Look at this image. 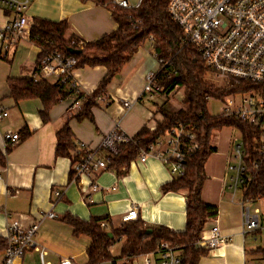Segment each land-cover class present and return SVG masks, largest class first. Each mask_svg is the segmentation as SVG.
I'll return each instance as SVG.
<instances>
[{"label":"crops","instance_id":"crops-1","mask_svg":"<svg viewBox=\"0 0 264 264\" xmlns=\"http://www.w3.org/2000/svg\"><path fill=\"white\" fill-rule=\"evenodd\" d=\"M99 1L33 0L27 16L30 23L35 18L66 21L69 25L67 38L95 42L118 29L111 9ZM109 1L116 5L127 1L130 6L137 7L141 0L138 4L137 0ZM8 20L7 11L0 6V28ZM40 52L41 49L30 40L29 33L17 41L11 38L6 43H0V105L9 113L0 121V151L5 157L4 163H0V236L5 238L8 226L15 222L26 229L40 224L35 236L39 250L28 251L24 264H42L41 252L45 253L46 264H61L65 258L88 264L87 250L92 240L86 235L76 237L74 228L60 219L66 214L83 221L108 217V229H117L124 224L123 218L131 207L137 205L138 219L146 226L184 231L188 191L164 193L162 190L165 184L174 180L170 164L155 157H149L143 164L137 158L123 175L106 170L91 177H78L72 158L56 157L57 132L65 124H69L73 131V155H76L78 145L82 143L98 149L104 136L117 125L127 136L134 137L144 127L154 131L164 120L158 110L163 106L170 110L168 98L174 91L169 95L144 92L147 76L158 73L161 68L152 41L139 47L105 89L102 96L108 97L107 103L97 99V104L91 109L92 120H79L77 112H72L70 107L75 102L82 107L84 97L98 89L107 73L103 66L74 70L72 78L79 93L73 90L69 98L54 105L48 122L42 120L43 103L40 99H14L9 81L31 78ZM47 81L55 83L53 79ZM125 101L132 102L128 110L123 107ZM25 128L30 135L23 140L22 131ZM6 134H19L21 139L13 145L4 140ZM240 140L241 134L229 127L213 130L211 134L210 145L216 151L205 166L207 180L203 199L217 207V216L207 221L205 230L217 223L222 234L231 237L232 241L220 249L208 251L198 264H261L258 260L260 256L255 253L258 248L251 238L252 234H243L240 204L243 195L242 198L239 195L242 191H238L233 199L231 188L232 173L228 166L234 163L236 144ZM7 147H11L9 153L6 152ZM100 154L104 155L103 152ZM73 172L75 176L72 178ZM93 183L100 187L96 193L91 190ZM54 191L63 194L61 200L56 199ZM48 212H55L58 219H44L42 215ZM116 246H119L118 249H115ZM122 246L123 241L111 249L115 260L123 261ZM148 259L146 255H141L131 264H147Z\"/></svg>","mask_w":264,"mask_h":264},{"label":"trees","instance_id":"trees-1","mask_svg":"<svg viewBox=\"0 0 264 264\" xmlns=\"http://www.w3.org/2000/svg\"><path fill=\"white\" fill-rule=\"evenodd\" d=\"M101 4L111 9L118 29L95 42H84L80 39L67 38L69 25L66 21L52 22L35 18L29 32L30 40L41 52L38 62L48 53L58 51L66 56H73L77 60V68L103 66L107 73L98 89L84 97V104L76 117L79 120L93 119L92 107L97 99L104 94L111 81L120 73L145 42L151 40L157 57L162 61L157 73V83L162 93L171 94L176 89H184L182 99L186 109L176 112L161 107L158 111L164 120L159 122L154 131L147 127L132 137L128 143L119 145V153L107 156L108 170L118 175L127 173L132 161L139 158L142 151L166 137L178 123L193 129L198 136L200 149L187 156L184 163L183 176H175L171 183L162 187L164 193L188 191L185 230L174 232L166 227H148L139 219L124 223L117 229H108V217H93L83 221L71 214L61 217V221L74 228V235H86L92 243L87 250L89 264H101L114 259L111 249L116 243L123 241L122 260L131 264L137 257L157 252L162 244H168L175 251L180 252L182 264H198L200 258L207 254V250L200 248L196 242L205 230L207 221L217 216V207L208 204L203 199V190L207 180L205 166L216 148L210 145L213 130L225 127L233 128L241 134L245 156L243 163L246 172L239 186L243 199L264 201V139L259 126L246 121L228 118L222 114L213 115L209 112L208 104L211 100H222L225 97L251 90L255 87L264 91V86L244 83L240 87L220 88L209 81L211 72L200 58L195 47L182 46L181 27L172 19L168 7L170 0H141L139 6L122 8L109 0H100ZM11 95L16 101L25 99H40L43 103L41 117L43 122L49 121V112L58 102L71 96V90L56 83L51 84L42 79L35 82L32 78L12 79L9 81ZM81 98V97H80ZM30 135L28 129H23L22 139ZM21 139V137H20ZM185 149L192 144L189 139L184 140ZM75 137L69 124H65L57 132L56 157L72 158L73 162L79 156L73 155ZM11 147H7L9 153ZM5 157L0 151V163ZM75 176L72 173V178ZM105 223V226H102ZM151 230V233L148 231ZM112 233L113 237L109 234ZM6 249V240L0 236V254ZM264 258V247L255 251Z\"/></svg>","mask_w":264,"mask_h":264},{"label":"built area","instance_id":"built-area-1","mask_svg":"<svg viewBox=\"0 0 264 264\" xmlns=\"http://www.w3.org/2000/svg\"><path fill=\"white\" fill-rule=\"evenodd\" d=\"M32 2L33 0H0V6L7 11L9 19L0 28L1 44L11 38L17 41L30 32L32 23L29 22L27 10ZM119 6L126 9L132 7L127 1L120 2ZM168 11L182 29L181 45H191L196 48L207 69L224 83L222 88H238L244 83L264 86V0H170ZM83 43L79 41L78 44L83 45ZM159 62L162 64V61ZM76 69V58L53 51L38 62L31 78L35 82L53 79L56 84L79 93L72 78ZM161 91L157 83V73H150L147 76L144 92L159 93ZM98 100L107 103L108 97L101 96ZM217 101L222 103L219 107L220 114L259 126L264 139V91L255 87ZM131 106V101L123 103L126 110ZM80 109L78 102L70 107L74 113H78ZM8 116L9 113L0 105V121ZM131 139L132 137L123 133L117 125L113 131L104 136L98 149H92L83 143L79 144L76 151L79 159L73 162L76 176L91 177L108 170L107 156L118 154L119 145L128 143ZM185 139L192 141L186 149L183 143ZM4 140L16 145L20 141V135L6 134ZM199 149L198 136L193 129L178 123L166 137L158 139L148 151H142L138 159L145 164L149 157H155L171 165V174L174 177H181L185 173L184 163L187 156ZM101 152L104 153L103 156ZM244 156L243 142L240 140L236 144L234 163L228 166V170L232 173L233 199L240 191L239 186L246 172ZM91 190L96 193L100 187L93 183ZM53 194L57 200L63 197L60 191H54ZM240 204L243 211V234L264 231V216L257 207H254L256 204L245 199H242ZM42 216L44 219H58L55 212H48ZM138 216L139 208L133 205L124 216L123 222L136 221ZM102 226H105V223H102ZM39 229L40 224H34L27 229L17 222L9 225L4 238L6 249L0 254V264H24L28 251L39 250L35 242ZM203 233L196 245L207 251L220 249L232 241L231 237L222 234L217 223H213ZM44 254L41 252L42 264H46ZM146 256L149 257L147 264H182L180 252L165 243L157 252ZM61 264L79 263L65 258ZM101 264H125V260L110 259Z\"/></svg>","mask_w":264,"mask_h":264},{"label":"rangeland","instance_id":"rangeland-1","mask_svg":"<svg viewBox=\"0 0 264 264\" xmlns=\"http://www.w3.org/2000/svg\"><path fill=\"white\" fill-rule=\"evenodd\" d=\"M139 0L136 1V4H138ZM132 6V4H131ZM209 81L213 82L216 86L222 88V85L224 84L221 80L217 79L215 76L211 75L209 77ZM184 96V89H176L173 94L168 98V105L170 108V111L176 112L182 108L186 109V106L183 104L182 99ZM222 105L220 101L217 100H211L208 105V109L211 113H216L219 111V107ZM239 195L242 198V193L240 192ZM240 198V199H241ZM243 199V198H242ZM257 207L261 212L262 216H264V201H258V203L254 206ZM251 238L254 240L255 247L260 248L264 247V231L258 232L256 234H252ZM119 246H116L115 249H118ZM261 264H264V258L262 256L258 259Z\"/></svg>","mask_w":264,"mask_h":264},{"label":"water","instance_id":"water-1","mask_svg":"<svg viewBox=\"0 0 264 264\" xmlns=\"http://www.w3.org/2000/svg\"><path fill=\"white\" fill-rule=\"evenodd\" d=\"M148 232L151 233V230H149ZM109 236H110V237H113V234L110 233Z\"/></svg>","mask_w":264,"mask_h":264}]
</instances>
